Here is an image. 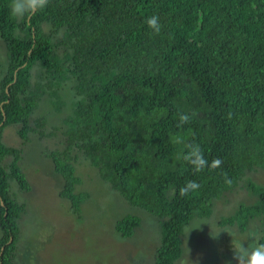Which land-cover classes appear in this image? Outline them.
<instances>
[{
	"label": "trees",
	"instance_id": "obj_1",
	"mask_svg": "<svg viewBox=\"0 0 264 264\" xmlns=\"http://www.w3.org/2000/svg\"><path fill=\"white\" fill-rule=\"evenodd\" d=\"M9 3L0 0V264L16 256L26 208L16 191L31 189L21 163L37 139L52 140L40 155L75 213L89 197L79 160L158 219L153 264H176L185 227L240 182L254 199L220 224L243 232L257 221L264 243V183L247 175L264 169V0H50L26 21ZM153 15L159 35L145 23ZM181 114L190 122L178 126ZM9 127L20 146L4 141ZM189 144L203 171L178 159ZM190 180L199 189L180 196ZM138 224L126 215L115 227L129 236Z\"/></svg>",
	"mask_w": 264,
	"mask_h": 264
},
{
	"label": "rangeland",
	"instance_id": "obj_2",
	"mask_svg": "<svg viewBox=\"0 0 264 264\" xmlns=\"http://www.w3.org/2000/svg\"><path fill=\"white\" fill-rule=\"evenodd\" d=\"M5 49L0 40V55L4 51L5 56ZM4 141L21 145L14 127L6 128ZM47 142L53 146L51 139L32 142L21 163L31 189L23 193L16 191V198L26 208L20 221L21 238L13 264H153L161 243L158 219L146 209L129 203L102 179L94 166L89 163L86 166L79 160L75 162L76 173L89 197L82 201L80 214L75 213L70 201L59 195L62 175L54 172L52 162L40 155ZM247 175L264 183V169ZM253 199L245 183L240 182L216 201L209 217L192 220L185 227L183 254L176 264H237L233 247L258 243L259 223L254 222L242 232L235 225L222 226L220 220ZM126 215L138 217L139 224L131 235L122 236L115 224Z\"/></svg>",
	"mask_w": 264,
	"mask_h": 264
},
{
	"label": "clouds",
	"instance_id": "obj_3",
	"mask_svg": "<svg viewBox=\"0 0 264 264\" xmlns=\"http://www.w3.org/2000/svg\"><path fill=\"white\" fill-rule=\"evenodd\" d=\"M50 3V0H10L8 5L9 16L17 21H26L32 16L44 11ZM147 27L151 29L152 34L159 35L162 29L159 17L153 15L148 17L145 21ZM190 122V116L188 114H181L179 116L178 126H182L185 123ZM180 143V138L177 137L176 141ZM188 151L182 155L185 162L190 164L194 172H200L208 165L202 150L198 144L187 145ZM222 163L220 159L215 161V165L219 166ZM226 183L230 184V181L226 180ZM200 185L197 181L190 180L185 186L179 189L180 196H187L189 193H193L199 189ZM254 235V234H253ZM233 259L237 261V264H264V243H256L254 245L245 246L243 243L233 247Z\"/></svg>",
	"mask_w": 264,
	"mask_h": 264
}]
</instances>
